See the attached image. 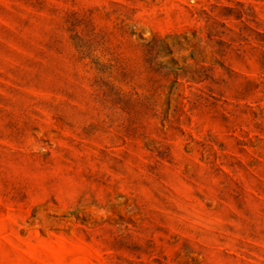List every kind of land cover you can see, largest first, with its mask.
I'll return each instance as SVG.
<instances>
[{"label": "rangeland", "instance_id": "obj_1", "mask_svg": "<svg viewBox=\"0 0 264 264\" xmlns=\"http://www.w3.org/2000/svg\"><path fill=\"white\" fill-rule=\"evenodd\" d=\"M0 264H264V0H0Z\"/></svg>", "mask_w": 264, "mask_h": 264}]
</instances>
